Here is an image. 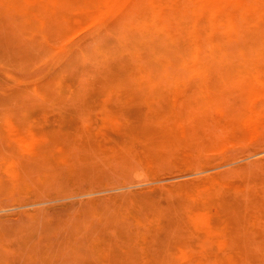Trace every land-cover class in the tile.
<instances>
[{"label": "rangeland", "instance_id": "374dc122", "mask_svg": "<svg viewBox=\"0 0 264 264\" xmlns=\"http://www.w3.org/2000/svg\"><path fill=\"white\" fill-rule=\"evenodd\" d=\"M67 1L53 14L41 9V21L0 6V157L20 155L25 164L15 175L0 158V264H193L184 260L186 250H236L243 264H264V124L254 130L243 124L251 108L264 111V99L250 98L242 80L264 68V27L219 37L225 50L202 55L207 66L199 78L144 63L160 81L187 85L94 88L126 77L120 68L134 57L119 55L115 67L94 59L98 40H111L112 29L125 31L121 16L107 25L90 23L91 15L75 9L94 3ZM127 34L122 45L129 50L143 32ZM60 78L65 91L55 87ZM36 86L44 93H35ZM75 86L82 90L70 91ZM157 110L180 115L173 120L193 130L191 143L83 137L111 127L106 116L114 112L135 115L131 124L139 128H159ZM18 128L59 139L47 146L48 157L26 158L8 139ZM58 147L69 156L58 159ZM215 179L232 187L209 195L205 185ZM203 207L228 220L226 249L194 218Z\"/></svg>", "mask_w": 264, "mask_h": 264}, {"label": "bare ground", "instance_id": "6f19581e", "mask_svg": "<svg viewBox=\"0 0 264 264\" xmlns=\"http://www.w3.org/2000/svg\"><path fill=\"white\" fill-rule=\"evenodd\" d=\"M86 2V6L94 3L96 7L84 8L79 4L75 10L91 15L90 23L107 25L110 17L120 15V25L125 29V31L112 29L111 40H98L93 48L96 58L94 56L93 58L100 62L111 63L112 67H115L114 62L117 61L119 55L134 57V61L131 63L129 62L122 67L120 64V69H123L126 77L113 79L107 83L94 86V88L159 87L166 84L179 87L187 85L189 81L184 79H176L172 82L160 81L157 75L152 74L153 70L150 66H146L144 63L157 64L158 70L165 72H170L173 69L192 71L199 78L200 69L207 66L202 55L225 50L219 37L229 40L235 35L260 32L264 27V0H86ZM67 3V0H0V6L16 7L22 11V14L32 19L38 18L40 21L39 12L41 9L53 14L63 10ZM21 5L24 6L21 7ZM152 29L160 32L158 35L160 39L155 38V35L151 33L153 32ZM139 31L143 32L141 37L136 38L139 44L130 46L129 50L123 48L122 43L128 37L127 33L132 38ZM161 42H163V47L160 46ZM148 43H151L150 48L141 51ZM80 55L84 59H91V56L85 52H81ZM14 60L13 58L10 62L9 59L7 62L12 63ZM16 64L18 65V63ZM15 68L17 69V67ZM242 80L249 87L248 95L250 98L264 99V68L243 76ZM55 87L58 91H65L69 88L64 84L62 78L57 79ZM94 88L84 87L83 89ZM77 90H82V87H70L72 92ZM33 91L44 93L45 89L36 86ZM152 116L162 123L159 128H139L135 124H131L135 115L127 116L119 112L109 113L106 116V121L111 127L99 128L95 132L91 130V133H87L83 137L89 140L95 138L115 140L124 137H139L148 140L151 137L160 136L166 140L164 144L167 146H176L175 137L181 139L182 144L191 143L190 135L193 130L182 121L175 123L178 120H173L179 118L180 115L170 116L165 111L157 110L152 113ZM243 120L246 128L258 129L264 124V111L253 107ZM216 130L218 129L216 128ZM8 139L21 148V151H25L20 153L23 157L29 156L37 159L41 156L48 157L47 146L57 142L59 137H50L41 134L39 131L18 128L8 134ZM50 140L51 142H49ZM146 148L150 149L152 145L146 144ZM55 155L62 160L67 158L69 153L62 147H58ZM1 156L2 158H0L4 160L2 165L12 174L19 175L23 165H25L22 161L23 158L19 159L18 156L20 155ZM223 187L232 186L220 179H215L205 185V190L209 195H212L214 191ZM193 215L197 221L201 222L204 231L220 249H226L229 246L230 243L223 237L230 230V224L226 218L220 215L214 219L205 207L196 210ZM243 257L244 254L236 250L225 254L186 250L184 260L193 264H243Z\"/></svg>", "mask_w": 264, "mask_h": 264}]
</instances>
